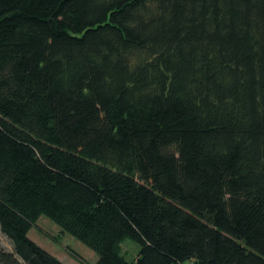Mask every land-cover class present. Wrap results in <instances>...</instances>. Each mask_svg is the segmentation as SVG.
<instances>
[{
    "label": "trees",
    "instance_id": "1",
    "mask_svg": "<svg viewBox=\"0 0 264 264\" xmlns=\"http://www.w3.org/2000/svg\"><path fill=\"white\" fill-rule=\"evenodd\" d=\"M41 217L97 264H264V0H0V264H63Z\"/></svg>",
    "mask_w": 264,
    "mask_h": 264
},
{
    "label": "rangeland",
    "instance_id": "2",
    "mask_svg": "<svg viewBox=\"0 0 264 264\" xmlns=\"http://www.w3.org/2000/svg\"><path fill=\"white\" fill-rule=\"evenodd\" d=\"M28 237L41 248L58 258L63 264H97L98 255L72 235L65 234L61 228L46 217H41ZM0 246L8 251H13L12 242L2 233L0 227ZM122 255L128 261L137 259L140 246L132 239H126L120 247ZM77 253L82 261L73 255Z\"/></svg>",
    "mask_w": 264,
    "mask_h": 264
},
{
    "label": "built area",
    "instance_id": "3",
    "mask_svg": "<svg viewBox=\"0 0 264 264\" xmlns=\"http://www.w3.org/2000/svg\"><path fill=\"white\" fill-rule=\"evenodd\" d=\"M179 264H198V263L196 262V260L192 259V260H188V261H185V262H181Z\"/></svg>",
    "mask_w": 264,
    "mask_h": 264
}]
</instances>
